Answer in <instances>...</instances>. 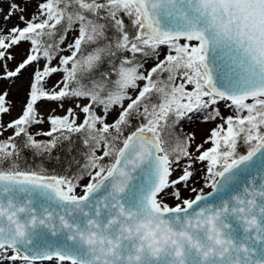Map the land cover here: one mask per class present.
Wrapping results in <instances>:
<instances>
[{
	"label": "snow or ice",
	"instance_id": "obj_1",
	"mask_svg": "<svg viewBox=\"0 0 264 264\" xmlns=\"http://www.w3.org/2000/svg\"><path fill=\"white\" fill-rule=\"evenodd\" d=\"M0 264H264V0H0Z\"/></svg>",
	"mask_w": 264,
	"mask_h": 264
},
{
	"label": "rangeland",
	"instance_id": "obj_2",
	"mask_svg": "<svg viewBox=\"0 0 264 264\" xmlns=\"http://www.w3.org/2000/svg\"><path fill=\"white\" fill-rule=\"evenodd\" d=\"M12 19L15 21L16 17H13ZM13 98L19 99L16 91H13ZM208 127L210 126L201 123L199 119H195L192 121H186L185 124H183L182 129L184 132H194L197 140H200L206 136Z\"/></svg>",
	"mask_w": 264,
	"mask_h": 264
},
{
	"label": "trees",
	"instance_id": "obj_3",
	"mask_svg": "<svg viewBox=\"0 0 264 264\" xmlns=\"http://www.w3.org/2000/svg\"><path fill=\"white\" fill-rule=\"evenodd\" d=\"M186 121H188V120H185V121L181 124V128H182L183 124H185ZM182 130H183V129H182Z\"/></svg>",
	"mask_w": 264,
	"mask_h": 264
}]
</instances>
